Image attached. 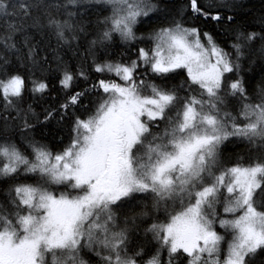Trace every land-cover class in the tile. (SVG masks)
Returning a JSON list of instances; mask_svg holds the SVG:
<instances>
[{"label": "snow or ice", "instance_id": "snow-or-ice-1", "mask_svg": "<svg viewBox=\"0 0 264 264\" xmlns=\"http://www.w3.org/2000/svg\"><path fill=\"white\" fill-rule=\"evenodd\" d=\"M0 264H264V0H0Z\"/></svg>", "mask_w": 264, "mask_h": 264}, {"label": "trees", "instance_id": "trees-1", "mask_svg": "<svg viewBox=\"0 0 264 264\" xmlns=\"http://www.w3.org/2000/svg\"><path fill=\"white\" fill-rule=\"evenodd\" d=\"M253 3H255V4L257 5V7H259V0H253ZM53 75H54V74H50V75L47 77V79H48L49 82H50V86H51V81H52V79H53ZM149 75H151V74H149ZM177 79H179V78H177ZM51 99H52V97L49 96V97H48V100L51 101ZM33 106H34V108L36 109L37 112L41 111L40 103H34ZM227 151H235V149H231V148H229V149H227Z\"/></svg>", "mask_w": 264, "mask_h": 264}]
</instances>
